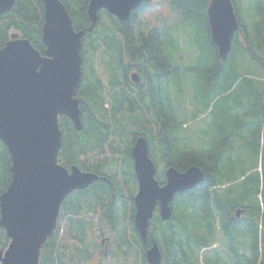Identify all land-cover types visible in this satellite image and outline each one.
Segmentation results:
<instances>
[{
    "label": "trees",
    "instance_id": "16d2710c",
    "mask_svg": "<svg viewBox=\"0 0 264 264\" xmlns=\"http://www.w3.org/2000/svg\"><path fill=\"white\" fill-rule=\"evenodd\" d=\"M60 1L75 31L86 32L89 0ZM211 1L143 0L127 22L99 13L97 25L83 39L82 83L76 93L81 129L77 131L65 116L59 118L58 162L103 179L63 201L56 229L42 246L38 264H109L100 252L102 237L109 239L110 264H147L146 246L133 224L137 180L131 150L139 136L148 141L160 184L167 167L183 172L196 166L204 175L200 184L175 195L168 222L157 211L149 222L147 245L156 242L160 264H264L260 125L248 132L254 146H233L234 140L228 139L230 106L253 110V101L264 98V86L261 93L254 88L241 90L242 82L251 87V78L264 73V56L258 57L264 50L263 0H246L247 7L245 0H232L239 28L225 61L209 35L206 10ZM43 12L40 0H15L14 7L0 15V47L10 34L19 33L43 55ZM255 15L261 23H253ZM168 17L173 21L168 22ZM104 20L109 27H103ZM180 22L190 29L182 36L184 41L189 44L196 37L192 58L180 51ZM248 56L259 65L250 63ZM129 68L141 75L134 86ZM190 74L194 78L185 82ZM189 86L193 95L187 93ZM211 106L209 114L216 117L218 131L211 138L205 137L206 132L197 138L195 119ZM263 107L260 104V113ZM10 165L0 142V194L10 183ZM8 242L0 229V250Z\"/></svg>",
    "mask_w": 264,
    "mask_h": 264
},
{
    "label": "water",
    "instance_id": "95a60500",
    "mask_svg": "<svg viewBox=\"0 0 264 264\" xmlns=\"http://www.w3.org/2000/svg\"><path fill=\"white\" fill-rule=\"evenodd\" d=\"M43 5L41 55L26 38L12 34L0 47V142L11 165L10 183L0 194V229L9 244L0 250V264H38L42 246L53 236L61 204L73 191L83 190L103 179L81 172L76 166L66 169L58 162L61 131L58 118L65 116L79 131V101L75 97L82 78V39L90 32L104 10L121 22L143 0H89V27L75 31L60 0H40ZM15 0H0V15L9 12ZM206 16L209 35L221 61L231 50L239 23L231 0H212ZM137 76L132 75L135 82ZM148 143L137 138L131 150L138 190L133 198L134 227L142 243L158 207L163 221L171 218L173 197L203 181L202 171L194 166L180 172L164 171V184L156 179L157 166L148 155ZM240 211L236 212L239 217ZM148 264H159L160 251L154 244L146 252Z\"/></svg>",
    "mask_w": 264,
    "mask_h": 264
},
{
    "label": "rangeland",
    "instance_id": "374dc122",
    "mask_svg": "<svg viewBox=\"0 0 264 264\" xmlns=\"http://www.w3.org/2000/svg\"><path fill=\"white\" fill-rule=\"evenodd\" d=\"M245 5L246 7L249 6V2L248 5L246 4V0H245ZM262 7H264V0H263V5ZM252 8L254 9V12L256 13V4L255 1L252 4ZM100 20V19H99ZM168 22L173 21L172 17H168L167 18ZM261 23L260 19L257 17V15H255L253 17V23ZM109 21L108 20H104L103 21V27H109ZM250 26V24H249ZM181 26V22L180 24L177 26V30L178 35L180 36V51L183 53L184 56L189 55L191 56V58L193 57V50H192V46L196 43V37L192 36V39L190 41V43L188 44L186 41L183 40L182 36H184V34L186 35V33L188 32L189 27H182ZM181 28V29H180ZM196 45V44H195ZM262 48H264V32H263V40H262ZM193 51V52H192ZM264 51V50H263ZM263 51L259 52V59L262 58V56H264ZM247 60H249L250 63L252 64H257L259 65V63L256 62H252V60L249 58V56L247 57ZM196 64V63H195ZM182 70V68H180V71ZM194 78L193 75H189V77H187V79L185 80V82H191L192 79ZM251 87L250 83H246V81L241 83L242 89L241 90H249L251 88L257 89L260 91L261 93V89L262 86H264V73L259 75H255L253 78H251ZM187 86V85H186ZM173 87V86H172ZM240 90V91H241ZM187 93L190 95H193V92L191 90V87L189 86V90H187ZM236 95V94H235ZM237 99L239 98V94L236 96ZM257 99V98H256ZM260 104L264 106V98H258L256 101H253V107H255V109L253 110H249L248 108H246L243 111H240L236 108V105L230 106L231 107V115L230 116V122H231V127H230V132L229 133V137L228 139H233L234 141L231 142V144L233 146H241V145H245V146H254V140L252 138H250V133L253 131L254 129L258 128V124L260 125L259 127V135H260V145L264 144V112L260 113ZM264 108V107H263ZM212 110V106L209 108V110L206 111V113H204V116L201 117L195 124L198 126H195L193 134L197 136V138H199V136L201 137V134L203 132L205 133V137H212L214 134L217 133L218 131V124H217V120L216 117L214 116V114H209L210 111ZM217 112V111H216ZM215 112V114H217ZM262 114H263V119H262ZM215 119V120H214ZM262 119V120H261ZM241 124H244V126H241ZM245 125H247V127H245ZM235 129V130H234ZM194 135H190L189 137H193V139L195 140L196 138L194 137ZM241 137H243L244 139H241ZM244 153V152H243ZM239 157L238 154H236L235 159ZM254 157V153L251 154V156L244 162V165H248L250 158ZM261 159V152L259 155V161ZM88 161V160H87ZM91 161H96L91 159ZM93 164V163H91ZM240 185H239V189H240ZM136 194V192H135ZM102 245L100 246V249L103 251L104 249H106L107 244L105 243L106 238H100ZM108 241V238H107ZM249 255V254H248Z\"/></svg>",
    "mask_w": 264,
    "mask_h": 264
},
{
    "label": "flooded vegetation",
    "instance_id": "af4514ba",
    "mask_svg": "<svg viewBox=\"0 0 264 264\" xmlns=\"http://www.w3.org/2000/svg\"><path fill=\"white\" fill-rule=\"evenodd\" d=\"M128 72L131 74V73H133V72H136V73H138L137 75H139V79H138V81L140 80V78H141V75L139 74V71H137V70H133V69H128ZM129 81H130V84L132 85V86H134V85H136L137 83H138V81H137V83H134V82H132L131 81V79H130V75H129ZM139 137H141V136H139ZM138 138V137H137ZM149 145V144H148ZM177 195V194H176ZM175 197V196H174ZM173 197V198H174ZM133 199V198H132ZM170 210H171V215H172V209H171V207H170ZM158 212V207H156L155 208V210H154V213L155 212ZM134 214H135V211H134V213H133V217H134ZM158 214H159V212H158ZM171 219V218H170ZM169 219V220H170ZM168 220V221H169ZM168 221H163V222H168ZM105 243L108 245V243H109V239H108V241H107V238H106V240H105ZM100 244L102 245V243L100 242ZM107 247V246H106ZM104 259H106L107 260V263H109L110 264V261H111V259L109 260V258H108V253H107V251H104L103 252V260ZM103 260H102V262H103Z\"/></svg>",
    "mask_w": 264,
    "mask_h": 264
},
{
    "label": "bare ground",
    "instance_id": "6f19581e",
    "mask_svg": "<svg viewBox=\"0 0 264 264\" xmlns=\"http://www.w3.org/2000/svg\"><path fill=\"white\" fill-rule=\"evenodd\" d=\"M142 138H144L143 136H141ZM138 138H140V137H138ZM145 139V138H144ZM146 140V139H145ZM146 142L148 143V141L146 140ZM149 146V145H148ZM194 167H196V166H194ZM198 168V167H197Z\"/></svg>",
    "mask_w": 264,
    "mask_h": 264
}]
</instances>
